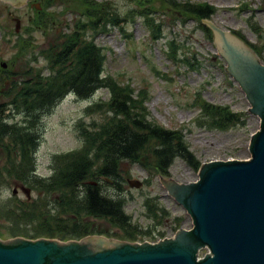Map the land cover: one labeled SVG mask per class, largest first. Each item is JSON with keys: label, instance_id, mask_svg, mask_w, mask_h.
Returning <instances> with one entry per match:
<instances>
[{"label": "trees", "instance_id": "1", "mask_svg": "<svg viewBox=\"0 0 264 264\" xmlns=\"http://www.w3.org/2000/svg\"><path fill=\"white\" fill-rule=\"evenodd\" d=\"M162 1L172 8L177 7L183 15L188 14L183 16V21L186 16L195 17L198 28L207 37H213V32L202 20L212 17L217 10L214 5L188 0L183 3ZM53 2L47 0L44 9L37 13L27 28L28 37L18 36V48L27 54L28 77L4 76L10 71L0 67L3 71L0 72V85L1 82L6 85L0 87V95L4 98L0 100V140L7 139L8 151V164L0 167V188L7 178H14L41 192L37 200H21L16 207H9L7 213L14 218L39 219L42 227L36 228L39 230L31 234L32 238L48 235L68 240L105 234L136 241L157 234L155 224L168 218L170 211L156 198L148 197L144 199V205L147 216L153 218L155 224L143 228L134 222L125 209L128 198L120 181L123 179L121 163L129 160L141 164L151 174L170 176V167L177 158L194 170H198L202 162L191 150L184 128H168L150 119L146 97L137 94L130 84H122L105 73L107 56L104 48L95 42L96 35L100 31H109L111 27L126 32L129 17L137 15L123 14L112 0H82V10L76 13L79 17L66 24L71 32H63L62 41L39 52L46 61V66L42 67L37 64L38 56L33 52V34L38 30L46 33L52 19L48 6ZM141 15L151 26L154 41L166 37L163 22L153 15L152 10ZM167 45L169 57L175 61H187L190 65V49L186 50L177 43L176 38L169 39ZM190 66L196 68L195 64ZM45 69L49 71L47 74L43 72ZM102 88L109 92V98L96 100L86 111L100 113L103 119L92 122V126L85 125L81 119L77 128L82 146L53 155L52 174L39 175L36 152L41 137L38 123L42 115L51 111L70 92L87 99ZM197 100L200 113L195 121L202 126L228 130L247 124L245 114L232 110L230 105L210 103L200 94ZM15 114L24 119L13 121L10 117ZM104 185L114 186L115 192L111 193ZM92 218L109 221L118 229L112 232L98 230ZM174 228H179L178 219ZM17 232L19 230L13 228L9 237L21 234ZM159 234L163 237L165 232L159 231Z\"/></svg>", "mask_w": 264, "mask_h": 264}, {"label": "rangeland", "instance_id": "2", "mask_svg": "<svg viewBox=\"0 0 264 264\" xmlns=\"http://www.w3.org/2000/svg\"><path fill=\"white\" fill-rule=\"evenodd\" d=\"M112 1L123 14L130 13L137 16L129 17L126 32L118 27H111L109 31H100L96 35L95 42L104 48L107 56L105 73L117 78L122 84H130L137 94L146 97L150 119L168 128H184L186 140L202 164L216 160L250 158V138L259 129L261 119L248 111L247 107L250 103L239 84L226 71L227 62L221 55L214 36L207 37L204 31L198 28V22L193 16H186V20L183 21V16L188 14L183 15L177 7L172 8L162 0ZM177 1L183 3L187 0ZM188 1L214 5L217 10L209 21L223 30L239 36L242 34L244 38L241 37L264 64V0ZM46 3L47 0H27L23 6L16 7L12 3L0 0V59L3 64H7L6 70L10 71L4 73V76L14 75L22 79L28 77L26 71L29 65L25 57L27 54L18 48L17 39L19 35L29 36L28 26L37 13L44 9ZM81 5L82 0H54L53 5L48 6L52 15L49 28L46 33L38 30L33 34V52L38 56V65L46 66V61L39 52L53 48L55 42L62 41L63 32H71L68 31L66 24H71L79 17L76 13L82 10ZM149 10H152L153 15L163 22V33L166 37L160 41H154L151 26L141 15L142 12L146 13ZM17 26H19L18 30ZM172 38H176V42L183 45L186 50L190 49V65L195 64L196 68H191L187 61H175L168 56L167 41ZM43 72L47 74L49 71L45 69ZM0 87L6 85L1 82ZM199 94L202 99L210 103L230 105L232 110L242 112L246 116L247 124L237 125L228 130L211 129L200 125L195 121L200 113L197 100ZM108 98L109 92L104 88L87 99L70 94L51 111L42 115L39 123L37 121L41 137L36 152L37 172L41 176L52 174L53 155L82 146V138L78 134V122L83 119L85 125L92 126V122L102 120L103 116L100 113L90 114L86 109L96 100ZM3 99V95H0V100ZM4 106L7 105L2 107ZM10 119L21 121L24 118L20 114H15ZM6 145L7 139L0 140V167L8 164ZM120 171L123 178L120 181L128 198L125 209L132 215L134 222L143 228L155 224L154 219L147 216V209L143 204L147 197L157 196L161 204L170 211L168 218H165L161 224H155L157 227L154 230L157 234L147 235L146 240L157 241L161 237L159 231L165 232L166 237H172L177 231L174 228L176 219L179 221V228L190 229L193 226L189 213L168 195L158 174H151L141 164L129 160L121 163ZM169 172L170 178L180 183L194 182L199 178V171L192 169L180 158L174 161ZM4 176H7V173ZM129 179L141 180L143 184L140 187H132L128 182ZM3 185L0 188V231L3 235L0 237L2 240L12 239L9 234L13 228H17L19 230L17 233H21L20 236L31 239V234L39 230L36 228L42 227L40 220L14 218L7 212L9 207H16L21 200H37L41 192L31 189V197L28 199L27 193L20 188L23 185L28 186L22 182L7 178L6 182L3 181ZM15 186L18 188V193L13 194ZM104 188L111 193L115 192L112 185H104ZM92 222L96 224L98 230L112 232L118 229L111 222L103 219L92 218ZM39 237L56 238L48 235ZM106 237L126 240L117 236ZM207 251L203 249L201 254Z\"/></svg>", "mask_w": 264, "mask_h": 264}, {"label": "water", "instance_id": "3", "mask_svg": "<svg viewBox=\"0 0 264 264\" xmlns=\"http://www.w3.org/2000/svg\"><path fill=\"white\" fill-rule=\"evenodd\" d=\"M4 1L16 7L27 2ZM204 22L214 33L226 71L246 94L247 108L261 122L250 138V158L205 162L199 178L190 183L158 174L189 213L193 226L155 243L102 235L69 241L0 238V264H264V64L241 36L244 41L209 20ZM129 184L140 187L142 182L130 179ZM24 191L30 194L29 188ZM203 249L208 251L200 257Z\"/></svg>", "mask_w": 264, "mask_h": 264}]
</instances>
